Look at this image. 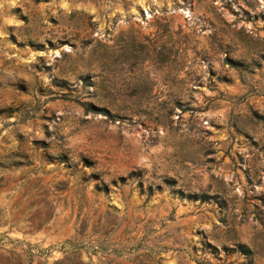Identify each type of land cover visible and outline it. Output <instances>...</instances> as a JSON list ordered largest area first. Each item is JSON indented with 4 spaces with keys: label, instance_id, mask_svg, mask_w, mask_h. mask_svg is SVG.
<instances>
[{
    "label": "rangeland",
    "instance_id": "obj_1",
    "mask_svg": "<svg viewBox=\"0 0 264 264\" xmlns=\"http://www.w3.org/2000/svg\"><path fill=\"white\" fill-rule=\"evenodd\" d=\"M0 264H264V0H0Z\"/></svg>",
    "mask_w": 264,
    "mask_h": 264
},
{
    "label": "trees",
    "instance_id": "obj_2",
    "mask_svg": "<svg viewBox=\"0 0 264 264\" xmlns=\"http://www.w3.org/2000/svg\"><path fill=\"white\" fill-rule=\"evenodd\" d=\"M244 247V246H243Z\"/></svg>",
    "mask_w": 264,
    "mask_h": 264
}]
</instances>
